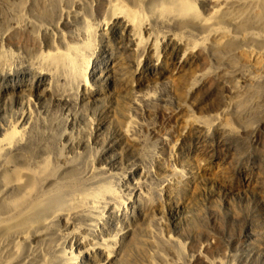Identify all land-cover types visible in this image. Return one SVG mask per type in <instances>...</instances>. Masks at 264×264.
Returning a JSON list of instances; mask_svg holds the SVG:
<instances>
[{"label": "rangeland", "instance_id": "rangeland-1", "mask_svg": "<svg viewBox=\"0 0 264 264\" xmlns=\"http://www.w3.org/2000/svg\"><path fill=\"white\" fill-rule=\"evenodd\" d=\"M1 85L0 264H264V0H0Z\"/></svg>", "mask_w": 264, "mask_h": 264}, {"label": "bare ground", "instance_id": "bare-ground-1", "mask_svg": "<svg viewBox=\"0 0 264 264\" xmlns=\"http://www.w3.org/2000/svg\"><path fill=\"white\" fill-rule=\"evenodd\" d=\"M208 1H210V0H208ZM116 21H118V20H116ZM116 21H115L116 26L114 25V23H110L109 25H107V31H110L112 34H118L119 33L118 31L120 30V27L117 26L118 22H116ZM193 21H195L197 25H199V26H201L203 28V27H206L209 24L210 19H208V18H200L199 16H196V17H194ZM122 36L126 37L128 45L133 47V41L130 39L129 34H126V35L122 34ZM179 66L182 67V63H180ZM139 69H140L139 70V73H140L141 67H139ZM150 70H151L152 73L157 72V74H158V67H152ZM110 72L105 73V75L102 74V77L105 79V83H107V85H110V82H111L110 78L114 77V76H110ZM159 74L161 75V77H164L163 76V70H161L159 72ZM94 75L95 74L93 72L91 77L93 78V81H94V84H95L96 81L94 80V77H95ZM33 82L35 84H34V86L33 85H31V86L34 88V93L38 95V97H37L38 101L41 102L42 100L44 101V99L47 100L48 95H49L50 92H49V90L47 88V84L45 83V77L42 76V75H37V76H35ZM16 87H17V90H18V89L22 88L23 86L22 85H17ZM14 88L15 87H12V90ZM10 89H11L10 87H7V86L4 87L3 85H1L0 86V95H2L3 93H8ZM20 93L23 94L22 91ZM21 94L18 93L17 95L21 97ZM97 96H100V93H92V94H90L87 97V90L85 89V92L82 94V101H85V100L92 101L91 99H93L94 102H95ZM17 130L18 129H15V130L11 131L8 134L9 138L17 137L20 134V131H17ZM3 131L4 130L2 128H0V134H2ZM5 135H2V136H5ZM6 140H7V138L0 139V148L4 147L6 145V143H7ZM119 142L120 141H118L117 139L111 138L106 143V145H104L105 147L103 149V155L107 158L106 162H105L106 165L112 166L117 161V157L113 156V154L116 151V149H118ZM242 174H243V172H242ZM245 176L243 174V177H241L243 180L241 179V181L244 182V183H249L250 179L246 178ZM229 192L231 194H233L232 191H229ZM34 207H35V209L36 208L39 209L40 207L41 208H46V201H42L41 203L35 205ZM15 224H16V222H15ZM245 237H247V236H245ZM102 259H104V258L102 257ZM90 263H92L91 260H90ZM107 264H109V259L107 261Z\"/></svg>", "mask_w": 264, "mask_h": 264}]
</instances>
